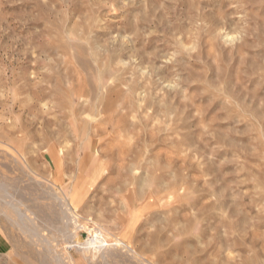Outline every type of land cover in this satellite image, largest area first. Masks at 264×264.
<instances>
[{"label":"rangeland","instance_id":"obj_1","mask_svg":"<svg viewBox=\"0 0 264 264\" xmlns=\"http://www.w3.org/2000/svg\"><path fill=\"white\" fill-rule=\"evenodd\" d=\"M0 264H264V0H0Z\"/></svg>","mask_w":264,"mask_h":264},{"label":"bare ground","instance_id":"obj_2","mask_svg":"<svg viewBox=\"0 0 264 264\" xmlns=\"http://www.w3.org/2000/svg\"><path fill=\"white\" fill-rule=\"evenodd\" d=\"M13 211V210H12Z\"/></svg>","mask_w":264,"mask_h":264}]
</instances>
